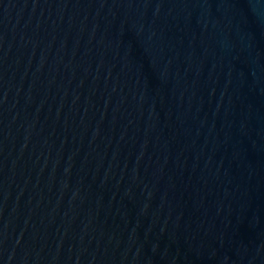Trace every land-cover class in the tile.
<instances>
[{
  "label": "water",
  "instance_id": "obj_1",
  "mask_svg": "<svg viewBox=\"0 0 264 264\" xmlns=\"http://www.w3.org/2000/svg\"><path fill=\"white\" fill-rule=\"evenodd\" d=\"M0 264H264V0H0Z\"/></svg>",
  "mask_w": 264,
  "mask_h": 264
}]
</instances>
